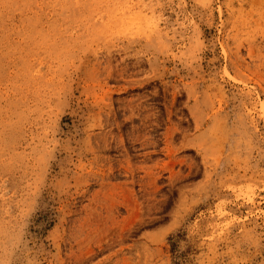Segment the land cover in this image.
<instances>
[{
    "label": "rangeland",
    "instance_id": "1",
    "mask_svg": "<svg viewBox=\"0 0 264 264\" xmlns=\"http://www.w3.org/2000/svg\"><path fill=\"white\" fill-rule=\"evenodd\" d=\"M0 264H264V0H0Z\"/></svg>",
    "mask_w": 264,
    "mask_h": 264
},
{
    "label": "bare ground",
    "instance_id": "2",
    "mask_svg": "<svg viewBox=\"0 0 264 264\" xmlns=\"http://www.w3.org/2000/svg\"><path fill=\"white\" fill-rule=\"evenodd\" d=\"M160 191H161L160 189L157 190V191H155V190H151V189H150V190L147 191V193H148L149 195L152 194V195H154V196H157V194H159Z\"/></svg>",
    "mask_w": 264,
    "mask_h": 264
}]
</instances>
